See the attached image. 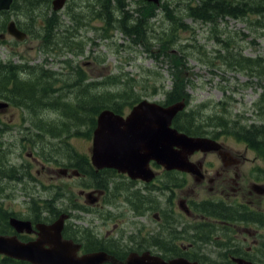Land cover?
Listing matches in <instances>:
<instances>
[{
	"label": "rangeland",
	"instance_id": "374dc122",
	"mask_svg": "<svg viewBox=\"0 0 264 264\" xmlns=\"http://www.w3.org/2000/svg\"><path fill=\"white\" fill-rule=\"evenodd\" d=\"M168 1L171 2L172 11L181 9V21L188 26L184 30L179 24L181 21L176 20L173 37L177 39L174 46L167 51L175 52L179 56L178 44L185 46L187 59H176L177 67L173 65L171 57L159 53L162 48L155 40L151 45L146 42L149 46L144 45L134 40V34L126 35L119 28L110 29L107 34H103L106 23L102 15L104 0H67L58 12L51 9V0H13L12 9L0 14V29L12 20L20 28L31 31L24 41H16L3 31L6 38L0 42V66H6V61L9 60L24 62V69L27 71L17 77L19 82L32 83L35 93L43 96V100L30 108L31 111L23 106L27 110L24 115L27 118L22 132L15 131V126H11L14 131L8 132L10 135L7 136L6 133L3 134L0 126V167L7 164L14 169L19 168L18 171L25 174L26 166L31 164L28 170L36 178L30 188L19 183L15 185L13 182L12 186L6 185L0 179L2 207H9V203L13 202L14 209L18 212L25 202L35 201L40 207L46 204L48 212L45 209L44 212L51 216L52 212L49 210L71 212V203L76 210L69 222L76 223L77 227L69 225L78 237H83L85 231H94V239L105 240L106 235L116 234L118 219L121 218L125 219V227L123 232H117L118 237L129 236L133 230L131 222L136 217H133L129 198L118 199L113 195L118 182L116 175L105 173L101 176L100 180L105 183L109 192L108 198L105 199L106 194L102 198L103 208L107 200L110 211L98 216V211L102 209L90 210L83 206L92 203L85 196L88 190L78 193L80 189L87 188L74 184V179L69 183L56 171L65 167L64 164L69 161L90 155L88 145L91 146L94 126H90L89 118L95 116L96 108L90 110L87 104L91 97L100 101L105 92L115 94L128 89L133 93L132 99L158 100L164 96L163 92L152 94V91L154 87L162 84L167 92L186 93L189 96L188 108L194 106L191 111L198 112L196 123L204 124V131L217 134L216 137H220L230 151H242L245 148L243 141L236 140L233 134H229V129L219 126L216 116L232 122L238 121L240 124L260 126L264 130V74H259V68L255 65L250 70L233 69L230 63L221 61L218 55L223 53V43L216 36L219 39L224 38L228 43V56L239 61L241 55L264 58V38L249 28L242 17L232 18L225 15L205 22L191 18L184 5H194L199 0H165L164 3ZM123 4L121 9L132 15L129 22L133 24L137 21L134 18L139 17L137 9L143 5L138 0H123ZM111 6L114 7V16L120 18V8L113 2ZM162 9L156 8L154 15L145 20L149 21L151 29L147 30L144 25V35L158 37L159 33L167 29L169 20ZM175 17L178 18L177 15ZM53 20H56V24L52 27V37H49L46 24ZM212 22L219 26L218 35L213 34ZM240 64L241 62L235 63ZM43 74L48 77H42ZM44 81L48 83H43ZM77 102L82 104V109L78 111L74 110ZM42 105L46 106L39 108ZM129 106H123L124 114L128 112ZM34 110L36 111L32 112ZM211 134L202 136L212 137ZM4 142L13 144L5 149L2 148ZM220 149L221 145H218L210 151ZM29 152L38 161L30 158L27 155ZM189 156L187 160L191 162ZM247 156L250 160H256L255 163L260 167L264 166V156L257 157L253 149L248 148ZM211 157V154L207 155V158ZM248 164L249 162L246 163L247 166ZM36 170H39V174L35 173ZM26 191L30 193L29 196L25 194ZM153 192L157 194L156 191ZM123 195L126 197L128 192L123 191ZM101 217L105 218L104 222ZM53 218L43 217L41 221L48 223ZM145 218V223L157 228L154 220ZM185 220L188 221V218ZM3 234L12 235L13 231L9 228ZM158 234L171 237L179 233L173 234L170 227H165ZM197 245L210 251L207 259L202 258L204 261L214 264L226 262L223 256L225 250L216 242L196 241L195 247ZM192 252L195 253V248Z\"/></svg>",
	"mask_w": 264,
	"mask_h": 264
},
{
	"label": "flooded vegetation",
	"instance_id": "af4514ba",
	"mask_svg": "<svg viewBox=\"0 0 264 264\" xmlns=\"http://www.w3.org/2000/svg\"><path fill=\"white\" fill-rule=\"evenodd\" d=\"M66 2L58 9H54L53 6L51 9L58 12L65 6ZM51 3L53 4V0ZM55 24L56 20L47 23L46 33L48 36L53 34L54 29L52 27ZM20 30L26 32L28 36L30 35L29 32L31 31L28 32L22 28ZM0 31H2L0 42L6 38L3 31L11 36L6 30V24L1 26ZM6 62L8 63L6 65L7 71H0V73H5L11 77L10 84L12 85L13 82L18 87L19 84L30 86L29 94L35 91L32 83L28 81L20 83L17 78L21 73L27 71L24 69V62L16 63L10 60ZM42 77H48V75L43 74ZM43 83L47 84L48 81ZM31 99L35 100L34 97ZM38 102L25 100L21 97L9 99L0 97V103L4 104L0 105V126H2L3 134L6 133L9 136L10 133L8 132L14 130L22 132V128L25 127V118H27L24 116L27 111L24 107L30 110ZM44 106L46 105L39 108ZM11 126H15V129L13 130ZM211 138L220 143L221 149L193 152L189 156L192 170H167L155 161H150L147 166L139 170V176H146V178H132L124 171L118 172L116 169L102 168L98 170L97 182H95V178L90 175L94 171L90 155L65 163V167L58 168L56 171L64 176V179L69 183L70 180L74 179V184L87 188L80 189L78 192L80 194L81 191L88 190L85 196L87 195L92 203L83 204L84 208L102 209L98 211V216L110 211L107 200L105 208H103L102 198L105 194V199L108 198L109 192L105 183L100 179L105 173H113L118 178L113 195L118 199L120 197L129 198L133 217L136 219L131 222L133 230L126 238L118 237L117 233L124 230V218L118 219L116 234L106 235L105 240L94 239L95 235L92 234L94 231H85L83 237H78L71 231L70 227V225L74 228L77 227L76 223L69 222L76 210V207H73L75 205L70 203L71 212L62 211L68 215L62 230L63 238L80 245L77 256L103 251L97 250L99 241L110 243L115 248L112 256L120 262L138 258L145 252L171 256L169 252L173 251L177 253L176 256L188 255L190 257L189 254H193L192 250L195 248L192 260L196 258L194 261H197L198 264H214L202 259H207L210 254L209 250L203 248L202 245L195 247L196 241L204 243L211 241L216 242L225 250L223 256L226 262L222 264H264V166L260 167L255 163L256 160L249 159L245 140L243 141L245 148L242 151H230L224 145V141L220 140V137L213 136ZM12 144V142L5 143L2 148L6 149ZM90 149L91 146L88 145V153H90ZM254 152L258 157L259 149H254ZM208 154H211L212 157L207 158ZM27 155L34 161H38L33 153L29 152ZM6 162L10 163L9 160ZM248 162L247 166L246 163ZM30 166L31 164L27 165L26 174H22L18 171L19 168L14 169L12 166L4 164L0 167V179H3L6 185L12 186L13 182L15 185L19 183L25 188H30L32 182L36 180L31 170H28ZM10 169L17 171L15 178L14 175H9ZM35 173L39 174V170H36ZM123 191L128 192L126 197L123 195ZM153 191H156L157 194ZM25 194L30 195L27 191ZM0 203L2 202L0 201ZM8 206L3 207L5 211L12 213L7 217L25 216L32 224L39 222L34 220L35 217H54L52 220L54 221L62 213L54 215L53 211L49 216L43 211L38 214L34 209L35 207H32L31 201L25 202L23 207L18 209L19 213L14 209L13 202L9 203ZM147 212L151 213L147 215ZM145 217L154 220L158 225L157 228L145 223ZM185 218H188V221ZM101 219L103 222L105 221V218L101 217ZM165 227H170L173 234H179L171 237L159 235L158 233ZM27 235L32 238L36 237L34 232ZM188 236L191 237V242L187 240L186 237ZM178 238H180V243H177ZM189 257L187 258L189 259ZM102 264L114 263L106 261Z\"/></svg>",
	"mask_w": 264,
	"mask_h": 264
},
{
	"label": "water",
	"instance_id": "95a60500",
	"mask_svg": "<svg viewBox=\"0 0 264 264\" xmlns=\"http://www.w3.org/2000/svg\"><path fill=\"white\" fill-rule=\"evenodd\" d=\"M64 1L53 0V8L62 7ZM145 1L156 4L159 2ZM11 3L12 0H0V11L8 10ZM6 30L18 40H23L26 36L25 32L16 27L14 21L7 24ZM184 105L183 101H179L161 106L143 99L134 105L125 117L108 108L101 110L93 130L92 164L97 168L113 167L127 172L131 177L141 178L146 176H139V170L147 166L148 160L153 158L167 168L192 170L187 160L188 155L198 149L210 150L219 144L208 137L189 136L171 127L172 118ZM65 218L67 214L61 213L50 224H35L38 237L27 242H21L16 235L0 234V253L31 264H101L106 261L114 264H198L184 258L165 262L157 256L149 257L147 253L121 262L103 251L77 256L79 245L62 239L61 231ZM9 223L17 233L33 231L30 220L10 217Z\"/></svg>",
	"mask_w": 264,
	"mask_h": 264
},
{
	"label": "trees",
	"instance_id": "16d2710c",
	"mask_svg": "<svg viewBox=\"0 0 264 264\" xmlns=\"http://www.w3.org/2000/svg\"><path fill=\"white\" fill-rule=\"evenodd\" d=\"M165 1V0H164ZM164 1L160 2L159 5H155L150 2H144V1H138L143 6L140 9H137L138 16L135 17L137 21L133 24H130L129 20L131 19L132 15L129 14L128 11H124V9H121L124 4L123 0H104L103 2V10L102 15L103 18L105 17V25H104V31L103 34H107L110 29L119 28L121 31H123L126 35L134 34V40L136 42H141L144 45H151L153 40L155 42L159 43L160 48H162V51H159V53L167 55L173 59V65L175 67L178 66V64L175 62L176 59L180 58H186L187 59V51L185 49L184 45H179L178 50L180 51V55L176 54L175 52H167L172 46H174L175 41L177 37H173L174 33L176 32V20H182V14L181 9L178 11H172L170 8L171 2L168 1L167 3H164ZM112 2L118 6L120 9L119 12L121 13V17L117 18L114 16L112 7ZM156 8H163L162 11L166 12V17L169 20V25L167 29L159 33L160 35L158 37H155L153 35H144V25L146 29H151L149 27V21H146L150 16L154 15ZM184 8L186 9V12L188 15L196 20H201L202 22L205 21H214L218 17L222 16H230L232 18H239L242 17L244 20L247 21V26L251 29H254L255 32L259 33L260 36L264 38V0H199V3L190 5L185 3ZM178 16L176 18L175 16ZM142 23V25H139ZM181 28L186 30L188 28L187 25L184 23H179ZM47 25V24H46ZM214 35H218L220 33L219 26L212 22L211 24ZM134 28V29H133ZM182 31V30H181ZM168 35H171L168 38ZM52 37V34L49 36ZM217 40H220L223 43V53L219 54L218 57L221 59V61H225L227 63H230L233 69H249L252 67V65L257 66L259 69L257 72L259 74H264V58L261 56H258L257 58H250L246 57L244 55L240 56V61L230 58L228 54H230V47L228 43L225 41V39H219L218 36H216ZM146 42H149L146 43ZM212 64L210 60H207ZM241 62L240 65H235V63ZM234 64V65H233ZM0 71H7L6 66H0ZM252 71V70H251ZM10 76L5 73H0V97H6V98H12V97H21L25 100H30L32 102H38L43 96H38L35 91H32L29 94V91L31 90L30 86H26L23 84L15 85L12 82V85L10 84ZM134 81L135 79L132 78ZM180 82V80L178 79ZM25 82V81H24ZM2 87V88H1ZM160 88V89H159ZM163 92L164 96L160 99L161 103L164 105H169L174 102H178L181 100H184L187 106L189 105V96L186 93L179 92L173 93V92H167L164 89V86L161 84L159 87H154L152 94H157L159 92ZM133 93L128 89H123L115 94H110L109 92H105L104 96L100 101L97 100V98H90L88 100L87 107L91 109H95V113L102 109V108H110L114 112L121 113L123 111L124 105H133L135 104L139 98L132 99ZM35 98V100H32L31 98ZM224 107H225V101ZM199 108V106H198ZM82 109V104L80 102L76 103V106H74V110L78 111ZM194 109L193 107L186 108L185 111L178 113L177 116L173 120V125L180 131H183L187 134L191 135H205V134H211L207 131H204V124L196 123L197 122V115L198 112L191 111ZM200 109V108H199ZM187 110H190L188 113H186ZM94 114V110H93ZM215 119L218 121L219 126L223 127L224 129H229V134H233L236 138L241 139L242 141H246V143L254 148L259 149V153L264 156V130L260 129V126H250V124H240L237 122H232L230 120H226L222 117L216 116ZM89 124L90 126L94 125V117L89 118ZM213 136H217V134H211ZM1 164V162H0ZM17 171L14 169H10L9 175L13 176L14 178L16 176ZM26 174V173H25ZM97 174L98 172L93 171L90 173L92 177H94L95 182H97ZM47 203V202H44ZM49 206H51L50 202ZM32 207H35L34 209L37 211L38 214H41L44 209L48 212L47 206L45 204L44 207H40V205L35 202L31 201ZM53 212L52 210H49ZM8 213V214H7ZM60 213L58 211H54V214ZM9 214H12L10 212L5 211V209L2 207V203H0V233H6L8 232V229L10 228L8 225V219L7 217ZM14 215V214H13ZM48 219V218H47ZM35 221H41L43 220V217H35ZM20 239L28 240V237L25 235H18ZM110 239V238H109ZM180 240V238H178ZM97 246V250H103L107 253H114L115 248L103 241H99ZM171 256H165V259H168L172 256H176L177 253L170 251L169 252ZM190 255V254H189ZM185 257H189L188 255H184ZM191 260L194 258V256L189 257ZM196 259V258H195ZM194 259V260H195ZM0 263L1 264H30L25 261L15 260L10 257H0Z\"/></svg>",
	"mask_w": 264,
	"mask_h": 264
},
{
	"label": "bare ground",
	"instance_id": "6f19581e",
	"mask_svg": "<svg viewBox=\"0 0 264 264\" xmlns=\"http://www.w3.org/2000/svg\"><path fill=\"white\" fill-rule=\"evenodd\" d=\"M1 88H2V87H1ZM41 124H43V123H41ZM46 125H47V124H46ZM36 126H37V125H36ZM36 126H35V127H36ZM42 128H43V127H42ZM4 143H5V142H4ZM4 143H3V144H4ZM1 144H2V143H1ZM185 235H187V233H185ZM186 238H187L188 241H190V242L192 241L190 236H188V237H186Z\"/></svg>",
	"mask_w": 264,
	"mask_h": 264
}]
</instances>
